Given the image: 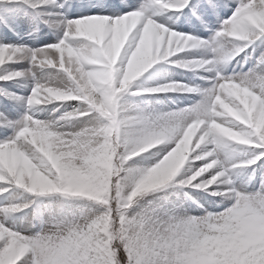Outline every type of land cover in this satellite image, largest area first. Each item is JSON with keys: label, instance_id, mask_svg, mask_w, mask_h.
<instances>
[{"label": "snow or ice", "instance_id": "1", "mask_svg": "<svg viewBox=\"0 0 264 264\" xmlns=\"http://www.w3.org/2000/svg\"><path fill=\"white\" fill-rule=\"evenodd\" d=\"M0 264H264V0H0Z\"/></svg>", "mask_w": 264, "mask_h": 264}]
</instances>
